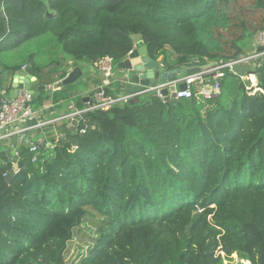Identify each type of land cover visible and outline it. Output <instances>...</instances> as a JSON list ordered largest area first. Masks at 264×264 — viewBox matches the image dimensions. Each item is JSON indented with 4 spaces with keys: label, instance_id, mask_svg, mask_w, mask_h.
I'll return each mask as SVG.
<instances>
[{
    "label": "trees",
    "instance_id": "16d2710c",
    "mask_svg": "<svg viewBox=\"0 0 264 264\" xmlns=\"http://www.w3.org/2000/svg\"><path fill=\"white\" fill-rule=\"evenodd\" d=\"M217 1L0 0L7 20L5 30L0 15V51L51 34L77 62L111 57L117 66L140 35L167 69L244 55V31L224 54L197 31L194 21ZM254 3L262 16L248 37L264 30V0ZM28 60L32 74L48 75L33 55ZM21 66L0 62V76ZM257 72L262 91L249 93L242 82L231 100L237 86L226 72L212 100L166 103L147 93L83 112L73 122L75 149L69 122H61L58 137H48L52 148L35 144V161L21 141L16 156L25 168L15 174L0 155V264H66L67 244L92 212L100 220L91 243L71 264H223L231 254L264 264V65ZM74 87L43 90L30 106L70 99L82 109Z\"/></svg>",
    "mask_w": 264,
    "mask_h": 264
},
{
    "label": "built area",
    "instance_id": "2783aa9c",
    "mask_svg": "<svg viewBox=\"0 0 264 264\" xmlns=\"http://www.w3.org/2000/svg\"><path fill=\"white\" fill-rule=\"evenodd\" d=\"M255 42L256 45H258V48H261V50H258L257 48L250 54L239 55L237 57L226 60L220 59L216 61H208L207 63L211 62V65L204 66L205 64H207L205 63L204 65H202L204 67L199 66L197 64L198 62H196L186 68H192L196 66L201 67L198 72L185 75L181 78L176 77L174 80L168 81L160 85H148L141 91L132 92L129 94L122 92L120 94H115L114 96L108 93L107 91H104L105 87H108L109 89L112 88L110 84L111 82H113L115 74V70H113L112 58H101L95 63L94 67L100 73L102 77V82L100 86H98L93 92L91 96V103L87 107H84L82 109L71 107V111L67 114H64L62 117L59 118V120L66 119L69 124L71 123L70 125H74L73 122H77V118L83 112L93 111L96 109H108L113 105L126 103L135 96L141 97L147 93H152L164 101V96L160 93V89L163 87H168L170 85H175L176 88L174 92L175 98L177 99L195 97L196 99L201 101L212 100L217 98L221 94L220 81L225 76L226 72L232 74L235 77H239L241 80L246 79L248 81V84H246L244 88L247 92L254 93L256 91H262V89L258 86L256 73L257 69L261 65V60L264 57V30H259L256 32ZM131 51H129L128 54ZM195 61H197V59H195ZM245 65H249V67L245 68L244 71L240 72L239 68ZM248 76L255 77V85H253V82L248 79ZM180 82H184L186 84L185 89H178L177 85ZM30 102L31 94L26 90H20L17 96L10 98L9 96H6V93L4 91L0 89V130L10 128L14 125H19V129L16 132L18 134L23 133L24 131L32 128L31 125L27 124V121H31L35 118L36 111L31 108ZM80 132H84V127L80 128ZM10 134L11 133H8L7 135H0V139L4 136L7 137ZM53 145V142H48L45 145V148H52ZM30 151L34 153L32 161H35L38 153L35 144H31ZM220 253L223 255V252ZM235 256L237 255L235 254ZM243 262H245V260H243ZM246 262L249 263L248 261Z\"/></svg>",
    "mask_w": 264,
    "mask_h": 264
},
{
    "label": "water",
    "instance_id": "95a60500",
    "mask_svg": "<svg viewBox=\"0 0 264 264\" xmlns=\"http://www.w3.org/2000/svg\"><path fill=\"white\" fill-rule=\"evenodd\" d=\"M46 14H50L46 12ZM0 15L3 18V25L5 30H7V20L5 17L4 11H0ZM133 41L135 42L134 48L128 54V56L119 62L116 66L117 72L114 74V81L111 82L110 86H115L117 89L123 90L124 93L129 94L132 92H137L143 90L146 86H155L166 83L168 81L174 80L176 77H183L185 75L198 72L201 67H175L171 69H167L164 65L160 64L156 59H152L148 53L146 46L143 44V41L140 38V35H133ZM258 50H261L259 48ZM261 64L264 65V57L261 60ZM211 65V62L205 64L204 66ZM89 66V64L80 63L72 68L68 66L65 68V76L56 82V86H63L67 84H73L77 88V94L81 96V101L83 102L84 107H87L91 103V96L96 88H90L88 90L82 89V85L80 79L82 78L83 69ZM202 66V67H204ZM54 71L56 68H53ZM90 69H93L90 66ZM256 78L259 81L260 74L256 73ZM85 83H89L90 80L83 78ZM0 81L2 82V87L4 90H8L9 97L13 98L17 96L20 90H26L31 94V100H34L39 96L40 92L46 89L44 84H38V80L36 77L31 74V61L28 62L27 65L22 66L19 69L14 71V77L12 79L8 78L7 70L3 71V75L0 77ZM86 85L83 86V88ZM178 89H185L186 84L184 82H180L177 85ZM175 85H170L168 87H163L160 89V93L164 96V101L166 103H175L178 101L175 98ZM108 87L104 88L106 92ZM48 94L51 95V91H48ZM140 100L139 96H135L130 99L129 102H138ZM29 123V120L27 121ZM84 124H81L80 128H83ZM4 130V129H3ZM76 127L71 125L69 127V131L71 136L69 137V141L73 145L75 149L78 146V136L74 135ZM0 155H5L13 164L11 174H15V172L19 168H25L20 160L17 159L16 150L8 147L4 150H0ZM7 181L10 180L9 175H5Z\"/></svg>",
    "mask_w": 264,
    "mask_h": 264
},
{
    "label": "rangeland",
    "instance_id": "374dc122",
    "mask_svg": "<svg viewBox=\"0 0 264 264\" xmlns=\"http://www.w3.org/2000/svg\"><path fill=\"white\" fill-rule=\"evenodd\" d=\"M254 4V0H218L216 6L207 15L194 21L197 31L200 32L210 51L217 52L218 54L227 53L230 48V43L235 41L237 36L243 33V31L247 36L241 41V45L244 48L249 44V41L254 36L248 37V35L252 32L253 28L259 24L262 16V14L255 9ZM59 47L57 40L51 34H44L23 42L22 45L14 51L3 49L0 51V61L6 62L16 60L20 62L31 53L35 56L34 60L36 63L40 61L42 63L48 54H61ZM245 53L246 52L243 54ZM157 61L162 60L158 57ZM113 70H116V65L114 64ZM250 79L252 78L250 77ZM234 82L237 86V90L233 89L227 100L241 96L240 83L243 82L244 86L248 84L246 79L241 80L239 77H235ZM110 90L113 89L111 88ZM113 92L117 93L119 91L113 90ZM112 95L114 96L115 94L112 93ZM98 220H100V216L92 212L91 215L89 214L86 217L80 227L75 229V234L68 242L64 255L66 264H71L80 253L86 251L91 243V238L94 235L93 232L96 229ZM239 263L249 264L246 261L243 262V260L235 256V254L231 255L230 259L223 261V264Z\"/></svg>",
    "mask_w": 264,
    "mask_h": 264
},
{
    "label": "crops",
    "instance_id": "0c3cea01",
    "mask_svg": "<svg viewBox=\"0 0 264 264\" xmlns=\"http://www.w3.org/2000/svg\"><path fill=\"white\" fill-rule=\"evenodd\" d=\"M47 12H49L50 14H54L53 11L52 12L47 11ZM253 36L254 37L251 38V40L249 41V44H247V46L244 47V50L246 52L244 55L250 54L255 49L258 48V45H256V42H255V35H253ZM21 45L22 44H20L19 46H21ZM19 46H17L16 48H19ZM16 48L11 49V51H14ZM31 55H33V54H31V53L28 54L25 57V59L20 61V62L16 61V60L6 61V62L0 61V62L3 64H6L8 66H14V65L25 66L30 61L28 59ZM27 57H28V59H27ZM34 59H35V56H34ZM55 60L58 61V64L55 63ZM14 62H17V63H14ZM80 63L89 64L87 62H77V61L63 55L62 53L61 54H53V55L48 54V55H46V57L42 61V63H41V61L39 63H37L39 65H44L43 71L47 72L48 75L43 74L42 76L41 75L35 76L34 74H32V72H31V74L36 77V80H38V84H44L46 86V89L44 91H46L47 94H48V91H51V94H52L53 90L57 87L56 86V82L58 81L57 77L59 74H61L62 70H65V68L67 66L69 68H72V67H74ZM31 66H32V64H31ZM90 66H92L93 69H90ZM247 67H249V65L242 66L239 68V71L242 72ZM53 68H56V70L54 71ZM116 72H117V69L115 70L114 73H116ZM2 75H3V73H2ZM7 76H8V78L12 79L14 77V71L10 72L7 70ZM45 78H53V79H57V80L54 81L53 83L46 84L44 81ZM83 78H85V80L89 79L90 82L86 84ZM230 80L232 81V84L234 85L233 88H235L236 87V84L234 82L235 79H230ZM80 81H81V84H83L81 88L84 90H88L90 88H95L97 86H100V84L102 82V77H101L100 73L97 71V69L93 65L89 64V66H87L83 69V74H82V78L80 79ZM113 81H114V79H113ZM84 85H86V87L83 88ZM77 88L78 87H74L73 96H77L79 98V100L81 101V96H79L77 94V91H76ZM0 89L2 91H4L6 93V95H9L8 90L3 89L2 83H1ZM112 89L115 91L116 90L119 91V92L114 93V94H120L123 92V90H120V88L117 89L114 85L112 86ZM81 103H82V108H84L82 101H81ZM71 107H73V108L75 107V101L70 100V99L67 102L60 103V105L52 103L50 99L45 100L43 105L40 108H38L37 110H35L36 111L35 118L32 119L31 121H29V123H27L28 125H31L32 128L24 131L23 133H18V134L16 132L19 129V125H14L10 128L0 130V135H7L8 133H11L7 137L4 136L0 139V147H1L0 150L6 149L9 145V147L11 149H15L17 151V146L21 143L22 140H24L25 142H27L29 144H37L40 146H42V144L46 145L48 142H50V141H48L49 136H52L53 138L58 137L59 134L56 130V126L61 124V122L67 121L66 119L59 120V118L62 117L64 114H67L68 112H70ZM70 124H69V126H71ZM49 125H50V127H49Z\"/></svg>",
    "mask_w": 264,
    "mask_h": 264
},
{
    "label": "bare ground",
    "instance_id": "6f19581e",
    "mask_svg": "<svg viewBox=\"0 0 264 264\" xmlns=\"http://www.w3.org/2000/svg\"><path fill=\"white\" fill-rule=\"evenodd\" d=\"M251 78H252V79H250V76H248V79H249V80H252V82H253V81H254V82H256V80H255L254 76H251ZM254 82H253V85H255V83H254Z\"/></svg>",
    "mask_w": 264,
    "mask_h": 264
},
{
    "label": "flooded vegetation",
    "instance_id": "af4514ba",
    "mask_svg": "<svg viewBox=\"0 0 264 264\" xmlns=\"http://www.w3.org/2000/svg\"><path fill=\"white\" fill-rule=\"evenodd\" d=\"M157 60V59H156ZM159 63H161V61H158ZM162 64V63H161ZM163 65V64H162Z\"/></svg>",
    "mask_w": 264,
    "mask_h": 264
},
{
    "label": "clouds",
    "instance_id": "9594fccd",
    "mask_svg": "<svg viewBox=\"0 0 264 264\" xmlns=\"http://www.w3.org/2000/svg\"><path fill=\"white\" fill-rule=\"evenodd\" d=\"M258 73V72H257ZM250 264V263H249Z\"/></svg>",
    "mask_w": 264,
    "mask_h": 264
}]
</instances>
